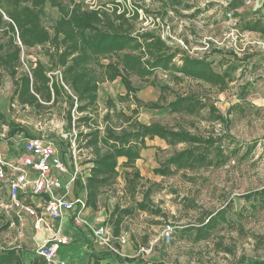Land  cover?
Segmentation results:
<instances>
[{
	"label": "rangeland",
	"instance_id": "obj_1",
	"mask_svg": "<svg viewBox=\"0 0 264 264\" xmlns=\"http://www.w3.org/2000/svg\"><path fill=\"white\" fill-rule=\"evenodd\" d=\"M63 1L69 3L71 0ZM72 1L80 2L85 9L110 5L107 0ZM117 2L129 12L136 8L138 17L133 22L136 31H152L173 51L185 52L192 58L206 57L216 72L229 65L237 66L238 70L222 90L185 78L173 83L169 79L170 74L161 71L147 82L132 78L133 85L139 90L137 97L144 103L156 102L160 86H168L166 101L175 94L194 93L206 104H213L227 117L226 124L207 121L206 110L198 116H188L140 108L138 120L144 124L159 122L168 127L182 128L202 137L212 136L222 156L217 157L215 152H211L209 158L214 164L210 167L178 170L168 177H160L153 170L188 145L171 148L159 139L147 141L149 148L135 163V169H124L122 163H118V178L102 188L97 209L87 207L81 218L96 225V218L104 217L112 230L119 211L129 210L128 215L122 216L119 232L126 236L127 244L119 246L113 242V245L121 258L134 261L131 264H238L242 257L264 258V198H244L264 188V80L261 77L264 48L260 44L264 42V34L242 31L244 24L258 22V16L244 9L235 10L243 6L245 0ZM229 12L232 13L230 19L226 17ZM40 17L42 25L49 28L58 14L46 6L41 9ZM6 40L0 31V42ZM22 58L29 66L37 60L45 61L38 47L25 51ZM25 70L18 68L17 75H22ZM51 75L57 77L58 72ZM12 92L10 78L0 70V133L9 130L8 124L19 125L29 135L50 138L64 154L67 147L60 143V139L74 127L76 143L82 149L80 171L83 175H87V159L91 158L84 139L89 130L77 119L87 116L94 121L91 127L103 130V117L108 111L107 99H112L116 112L127 113L128 108L134 107L130 101L118 102L119 95L125 93L119 80L105 82L99 85L96 109L87 114L70 110L71 124L68 125L66 119L70 103L66 98L59 97L43 108L35 109L12 100ZM14 150L11 143L0 141V151L4 152L5 160L13 159ZM135 170L139 178L130 177V181L125 182V171L133 173ZM68 179V176L61 177L62 185ZM145 194L149 209L159 211L158 216L134 208ZM78 197L85 201L84 189L78 192ZM221 211L225 212V221L219 222L205 240L196 241L195 227ZM9 221H12L10 214L0 217V250L20 249L29 260L47 232H35L32 221L26 217L21 223L13 220V225ZM60 223L61 235L69 240V244L58 248V259L65 264H90L91 251L100 252L102 249L94 244L85 229L72 225L70 214L61 222L50 221L49 226L56 230ZM166 227L171 232L168 242L162 238Z\"/></svg>",
	"mask_w": 264,
	"mask_h": 264
},
{
	"label": "trees",
	"instance_id": "obj_2",
	"mask_svg": "<svg viewBox=\"0 0 264 264\" xmlns=\"http://www.w3.org/2000/svg\"><path fill=\"white\" fill-rule=\"evenodd\" d=\"M107 1L109 7L85 9L80 2L72 0L69 3L63 0H0V31L7 38L0 42V70L11 80L12 100L16 99L23 106L41 109L45 104L64 97L70 103L66 119L70 125V110L74 109L78 114L95 110L99 85L119 80L125 93L119 95L118 102L122 104L130 101L134 105L127 109V113L121 110L116 112L112 99H107L108 111L103 117V130L97 126L91 127L93 120L87 116L77 119L88 126L89 131L84 134V139L91 158L87 160L90 167L85 184L82 186L78 181L76 188L78 191L85 190L86 207L92 210L97 209L102 188L118 178V159H125L122 162L124 169L134 170L135 163L141 159V152L149 148L147 141L159 139L171 148L188 145V148L174 152L159 168L153 170L160 177H168L178 170L210 167L214 164L209 158L211 152H215L217 157L222 156L212 136L202 137L182 128L168 127L159 122L144 124L138 120L140 108L167 110L171 114L188 116H198L206 110L207 121L226 124L227 117L213 104H206L194 93L175 94L170 101H166L168 86H160L156 102L144 103L137 97L139 90L133 85L132 78L147 82L154 78L157 71H161L169 73L173 83L185 78L222 90L238 70L237 66L229 65L216 72L206 57L192 58L185 52L173 51L152 31L135 30L133 22L138 17L136 8L129 12L120 7L118 0ZM46 6L55 9L58 14L49 28L42 25L40 17L41 9ZM242 31L264 34V25L261 20L246 23ZM36 47L40 48L45 61L37 60L29 66L24 63L22 55ZM18 68L26 70L18 76ZM55 71L58 72L57 77L51 75ZM7 126L8 140L20 134L31 136L19 125ZM130 177L139 178L138 172L125 171L124 181L129 182ZM251 196L264 198V188L244 198L249 200ZM147 197L145 194L134 208L158 216L159 211L149 209ZM129 213V210L123 209L115 216L111 230L114 237L120 235L122 216ZM15 219L12 217V221ZM221 221H225L224 211L202 221L194 229L195 240H205ZM90 256V264L134 262L109 251H91ZM0 264L46 262L35 253L27 260L26 254L20 249L10 248L0 250ZM238 264H264V258L242 257Z\"/></svg>",
	"mask_w": 264,
	"mask_h": 264
},
{
	"label": "built area",
	"instance_id": "obj_3",
	"mask_svg": "<svg viewBox=\"0 0 264 264\" xmlns=\"http://www.w3.org/2000/svg\"><path fill=\"white\" fill-rule=\"evenodd\" d=\"M226 17L232 18V13H227ZM3 18L6 19L4 15ZM260 20L264 22V12ZM260 44L264 48V42ZM261 77L264 80V70ZM76 137L74 127L62 136L60 143L67 147L63 154L54 141L43 135L25 137L20 134L8 140L6 133H0V141L11 143L15 149L10 161L5 160L4 152L0 151V215L10 214L20 223L26 217L32 221L35 232H47L49 236L34 250L46 264H65L58 259L57 250L68 245L69 240L61 235L59 228L53 230L49 222H61L67 214L72 225L85 229L101 249L120 255L113 242L119 246L127 244L125 235H112L104 217H97L96 225L81 218L87 207L78 197L80 191L76 183L79 181L83 186L88 172L83 175L80 171L82 149L78 148ZM67 176L69 179L62 185L60 178ZM170 236V228H164L162 238L168 242Z\"/></svg>",
	"mask_w": 264,
	"mask_h": 264
},
{
	"label": "crops",
	"instance_id": "obj_4",
	"mask_svg": "<svg viewBox=\"0 0 264 264\" xmlns=\"http://www.w3.org/2000/svg\"><path fill=\"white\" fill-rule=\"evenodd\" d=\"M241 9H244V10H247L248 12H252L254 13L255 15L258 16V19L260 20L261 18V13L264 12V0H245L244 2V5L239 7V8H236L235 10L236 11H240ZM262 24L264 25V22L261 21ZM145 151V150H144ZM141 152V157H142V154L143 152ZM125 159L124 158H120L118 159V163H122L124 162ZM139 161V160H138ZM61 226V223L58 225V228ZM36 235V234H35ZM49 235L46 234L43 239L41 240V242H43ZM33 240V238L31 239ZM36 249V248H35ZM102 251H105L102 249Z\"/></svg>",
	"mask_w": 264,
	"mask_h": 264
}]
</instances>
